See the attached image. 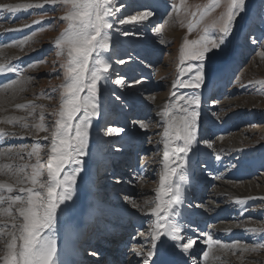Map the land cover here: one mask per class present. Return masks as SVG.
Returning <instances> with one entry per match:
<instances>
[{
  "label": "rangeland",
  "instance_id": "374dc122",
  "mask_svg": "<svg viewBox=\"0 0 264 264\" xmlns=\"http://www.w3.org/2000/svg\"><path fill=\"white\" fill-rule=\"evenodd\" d=\"M25 2L35 4L41 2V0H14L12 2L0 0V5L23 4ZM115 2L118 7L123 5L117 13V19L145 11H152L154 15L139 25L114 23V27L109 33L111 37L110 48L105 55L109 58L112 67L109 69L108 79L101 81L99 85L100 113L91 121L87 147L88 154L83 157L84 163L77 178L75 192L72 199L66 201L58 210L57 216L59 217L55 228L57 243L61 239V233L72 227L74 223L73 227H76L79 221L83 222L85 226L91 224V220L88 221L85 217V214L90 210L91 203H94V207L90 218L93 217V213L100 210L101 212L102 210L108 211V213L102 212L100 214L119 218L118 215L113 213L114 208L118 206L125 207L132 213H146L147 210L142 211L132 206V197L125 190L132 188L139 190V193H143L139 201L141 208H144L146 201L150 202L155 199V190L159 188L160 174L163 169L164 147L162 141L164 139V128L166 127L161 113L164 111L165 105L175 101L180 95L202 96V91L208 85L210 87L206 91L204 99L201 97L200 100L198 109L200 116L195 143V145L208 143V147L197 155V163L205 155H207L208 161L213 156L217 160L220 159L225 168L223 169L224 175L215 176L216 183L212 189L209 184L200 179V183L205 187H202L203 194L204 192L206 194L199 200H192L191 202L197 201L192 203V206L201 209L203 207L202 211H205L209 216L213 208H226L231 205L232 208L228 210L234 213V217L232 219H222L215 223L214 225L218 227H216V231L221 233L226 228L236 227L240 233L238 231L237 238L231 239V242H236L241 234L243 238L242 241H239L241 245L253 246L257 242L264 241V236L248 231L250 228H264V83H257L264 82V56L261 55L264 52V0H246V10L241 17L237 18L232 35L227 38L220 49H215L209 53L210 60L205 62L206 81L199 89L173 87V81L177 79L180 69L179 51L185 37L189 40L197 39L204 24L217 17L223 11V8L211 12L189 34L188 24L200 21V12L203 11L204 5L210 3V0H187L188 13L183 11L174 12L172 5L174 3L179 4L180 0H161L165 4L163 8L157 7L152 0H115ZM197 5L201 6L199 10L196 7ZM191 13H196L195 20H193ZM63 15L64 10L60 6L51 5H45L44 8L20 9L16 13L0 10V62H10L18 69L23 70L24 76L31 78L30 82L24 85L23 91H0V97L14 94L15 103L12 111L18 112V114L5 115L4 118L24 117L25 121L22 122H27L30 125V130L26 131L19 127V123L15 126L0 124V127L8 131L26 136L24 139L16 136L0 140V152L5 149L13 150L10 156L0 157V164L15 166L22 163H32L35 161V157L29 160L26 151H30L31 147L37 142L45 147L50 143V141L41 139L48 133L40 132L36 135L34 134L35 129L31 126L41 123L39 116L43 112L45 116L43 123L51 131V126L55 120L52 113L56 112L59 107V92H54L53 89L63 82L60 67L63 58H57L56 52L58 49L55 46V39L67 26L60 19ZM169 17H172V20H169ZM36 20L41 21V23L33 24V21ZM256 24L261 27L259 31H253L256 29ZM25 25H31V27H24ZM41 28L45 30L40 31ZM158 28L162 30L160 33L156 31ZM16 29L21 30L17 31ZM33 32L36 33L35 36H32ZM124 32H128L129 35H124ZM27 36H32V39L22 49L14 46L16 41L23 40ZM254 36L256 37L253 39ZM10 49L14 51H10ZM14 52L19 54L14 56ZM122 60L125 63H121ZM228 61L235 64L232 67V72H230L232 65L229 63V81L223 92L219 94L220 81L219 79L215 81V77L218 75L219 78H222L224 65ZM189 63L195 62L185 61L184 66L187 67ZM30 65H34V67H30ZM221 71H223L222 75L220 74ZM228 71L226 72L228 73ZM215 74L217 75L215 76ZM191 75V73H186L181 79L186 80ZM17 78L15 74H0V89H3L11 79ZM117 79H123L124 84H116ZM106 82L109 83L106 84ZM173 92L176 93V97H173ZM152 96H160V101H152ZM48 97L52 98L48 99ZM213 98L216 99L214 102L212 101ZM143 102L145 104V116L139 122L147 125V127L141 130L138 125H135L138 122L132 120L135 109ZM33 104L37 106L34 111L31 107H17V105ZM128 109L130 120L126 118L124 120L122 117L123 111L126 113ZM118 115L121 119L117 117ZM206 117L220 124L229 122L233 124L234 129L225 134L209 138V133L205 127L208 119ZM129 124H131L130 128L135 126L133 130L140 129V133L137 134L138 137H135L132 144L139 145V150H142V152L145 150L141 156L146 173L143 172L145 173L143 177L134 178L133 181L129 180L127 178L129 176L122 172L121 177L114 173L111 174L112 172H118L117 168L120 161L117 163L115 160L118 161L119 157L124 158L123 153H127L130 156H125L127 162H121V165L123 167L129 166L128 170L133 175V156L130 152L133 150L127 151L130 146L125 145L121 148L119 141L114 142V140L121 138L124 133L107 134L110 128H123L125 131ZM215 126H218L219 129L222 128L219 124ZM219 129L216 131H219ZM22 148H26V151L22 153L25 156L24 160H20L16 155V152ZM98 154L106 161L108 160L106 167L99 162V159H95ZM113 154L119 155V157ZM41 156L42 160H46L43 153ZM139 158L141 160V157ZM211 163L215 164L213 161ZM194 167H196V164H194ZM203 167H206V165ZM98 168L100 169L97 172ZM145 169L140 168L143 171ZM212 170L209 171L212 172ZM106 172L110 174L105 176ZM13 179L14 177L10 173H0V182L14 183L15 180ZM128 181L132 184L129 185L130 182ZM117 185L120 187L118 191L112 192L117 190L113 188ZM230 187L240 190V197L227 192ZM205 189L207 190L205 191ZM3 194L5 196L9 195L6 191ZM89 194L91 195L89 196ZM238 201L244 202L238 203ZM190 208L187 209L192 212L193 209L190 210ZM222 211L220 215H223ZM74 217H77L76 220L72 219ZM84 217L86 220H84ZM95 217H97V213L93 219ZM130 217L138 218L134 217L133 214ZM0 220H7V218L0 213ZM149 221L151 220L148 219L140 234L137 233V230L133 233L135 242L130 251L127 250L129 256L137 255L136 247L143 253L148 250L150 246L149 233L152 225V222ZM188 227L189 230L186 228V232L190 231V224ZM78 231L79 229H76V233ZM186 232L187 238L192 239L193 234L190 235ZM82 233L80 232L79 235L81 236ZM221 235V238H228L229 233L225 230ZM106 237H102V239L105 240ZM194 240H196L197 245L200 244L201 238H194ZM2 243L0 241V244ZM208 243L210 244L211 241H208ZM208 243L206 242L205 245ZM224 243L230 245L225 241L220 242L222 245H225ZM115 248L118 249L117 245H115ZM75 249L77 254L84 258L85 254H81V250L83 252L82 246H75ZM215 250L229 252L235 259V263L232 264H264V250L250 253H241L239 249L233 250L231 248L223 250L217 247L213 252ZM208 251L209 248L206 249V252ZM233 251H235V254H233ZM93 253L95 252L92 247L86 255L95 263L106 264L107 260L100 261L98 255L96 253L93 255ZM203 253L205 252L203 251ZM2 255L3 253L0 252V256ZM112 256L117 257L116 254ZM138 258V263L143 264L144 257L139 256ZM196 258L197 264H199V261H205L204 258L202 260V255L199 259ZM114 264H117V262ZM124 264H128L126 258Z\"/></svg>",
  "mask_w": 264,
  "mask_h": 264
},
{
  "label": "snow or ice",
  "instance_id": "6c2138e0",
  "mask_svg": "<svg viewBox=\"0 0 264 264\" xmlns=\"http://www.w3.org/2000/svg\"><path fill=\"white\" fill-rule=\"evenodd\" d=\"M45 5L60 6L64 10L60 19L67 25L55 39L57 58H63L60 65L63 82L53 89L54 92H59L60 103L58 110L52 113L55 120L51 131L43 123V112L39 116L41 123L31 126L36 135L40 132L48 133L41 139L50 141L49 145L45 147L37 142L30 151L22 148L16 152L20 160L25 159L22 153L26 151L29 160L35 157V161L15 166L0 164V173H10L15 180L14 183L0 182V213L7 218L0 220V241L3 242L0 244V252L3 253L0 256V264H62L58 257L55 237L57 214L61 205L71 200L75 192L77 178L84 163L83 157L88 154L91 121L100 113L99 85L101 81L108 79V72L112 67L105 55L110 48L109 33L114 23L139 25L154 15L152 11H145L117 19V13L123 5L118 7L115 0H41L35 4H4L0 5V10L16 13L20 9L44 8ZM196 7L199 10L201 6ZM221 7L223 11L204 24L197 39L189 40L185 37L179 51L180 69L177 79L173 81L174 88L179 86L199 89L205 84V62L210 60L209 53L220 49L232 35L237 18L246 10V0H210L200 12V21L188 24L189 34L206 16ZM172 8L177 13L189 12L187 0H180L179 4L174 3ZM191 15L195 20L196 13ZM169 20H172V17H169ZM38 23L41 21H33V24ZM156 31L160 33L162 30L158 28ZM35 35L33 32L32 36ZM124 35L129 33L124 32ZM32 36L16 41L14 46L22 49ZM261 55L264 56V52ZM185 61L195 63H189L185 67ZM120 62L125 63L123 60ZM186 73L192 75L186 80L181 79ZM0 74H15L18 77L11 79L0 91H23L24 85L31 79L24 76L23 70L10 62H0ZM115 83L123 85L124 80L117 79ZM172 95L176 97L175 92ZM199 106V95H180L175 101L165 105L161 113L166 127L163 132V169L159 188L155 199L146 201L144 208L132 202L134 208L147 210L149 215L155 217L149 233L148 251L139 253L144 257L143 264H173L170 255L175 249L180 248L182 253H188L196 244V240L186 239L182 234L184 230L177 222V217L183 203V185L188 180V153L197 138ZM17 107H31L34 111L37 106L33 104ZM22 121H25L24 117H5L0 119V124L15 126L19 123L22 130H30V125ZM140 127L146 128L147 125L141 123ZM123 132V128H110L107 134ZM16 136L26 138L22 134L0 127V140ZM12 151L5 149L0 152V157L10 156ZM42 153L46 160H42ZM5 191L9 195L5 196ZM248 231L264 236V228H250ZM208 239L211 241V237ZM217 247L226 250L239 249L241 253L258 252L264 250V241L253 246L241 245L239 242L231 246L222 245L218 241L211 242L209 251L203 255L205 261L209 260Z\"/></svg>",
  "mask_w": 264,
  "mask_h": 264
},
{
  "label": "bare ground",
  "instance_id": "6f19581e",
  "mask_svg": "<svg viewBox=\"0 0 264 264\" xmlns=\"http://www.w3.org/2000/svg\"><path fill=\"white\" fill-rule=\"evenodd\" d=\"M9 1L12 2L14 0H9ZM23 1H27V0H23ZM152 1H153V3L157 7L163 8L165 6L164 2L162 3L161 0H152ZM3 2H7V1H3ZM10 51H14V50H11L10 49ZM13 54H14V56H17L19 53L14 52ZM223 71H224V73L222 75L221 73ZM223 71L220 72V74L222 75V78L221 79L223 80V79L226 78L227 79L226 81H228V78L226 77L227 72H226V70H223ZM216 77H218V75ZM108 83L109 82H106V84H108ZM201 95H203V93ZM13 96H14V94L11 93L8 96L0 97V119L4 118L5 115L11 114V113L18 114V112H15V110L12 111V108H13L14 103H15L14 102L15 99H14ZM159 97L160 96H152L151 100L154 101V102H159L160 101V98ZM141 104H143V106H141V107L145 108L144 107L145 106L144 102L141 103ZM149 104H151V103H149ZM123 112H122L123 113L122 117H124V115H125V111H123ZM120 119H121V117H120ZM140 124L141 123L138 121V123L135 124V125L136 126L138 125L140 127ZM130 125L131 124H129V127L128 128H130ZM133 127H135V126H132L130 129L127 128L123 132L124 134L122 135V137L119 138V139H117V140H114V142H118L119 141V143H120L119 146L120 147H125V145H128V146L131 145V147L134 148V149L135 148H138L137 146H139V145H137V146L135 144L133 145L132 142L135 141V137H138L137 134L140 133V129L142 130V129H145V128H141L140 127V129H138V130H133ZM218 129H219V127L218 126H215V130H218ZM94 141H95V137H94ZM207 147H208V143H205L203 145H195V143H194L193 146H192L191 152L188 153V157H187V159H188V180L183 185V188H184L183 200L185 199L184 201H186L188 203L191 202L192 200H199V199L203 198V196L206 194L205 192L203 194V188H202V184L200 183V179H202L204 181H209V183H211L210 181L214 180V178L212 176H210L212 174H211V171H209V170L213 169L212 170V172H213L216 169L217 162L214 161L212 158H211L210 161L211 162L213 161L215 164H213L210 161H208L207 155H205V157H203V159H205V165H208L207 166V169L208 170L206 171V170H201L200 169L198 172H196V176H193L194 175V171H195L194 170L195 169L194 164H197V155L200 152H202L203 150L207 149ZM124 151H126V150H124ZM127 151H130V150H127ZM113 155L116 156V157H119V155H116V154H113ZM123 155H124V157L125 156H127V157L130 156L127 153H123ZM119 158H121V157H119ZM95 159L96 160L99 159V162H101L102 165H105V162L107 163V161H108V160L106 161L99 154L95 157ZM121 159H124V158H121ZM116 162L118 163L119 161H116ZM122 163H124V162H122ZM118 165H119V167L117 169H118L119 173L121 171L125 175H128L129 177H127V178L129 180H132V181L136 177V175H135V174H137L136 170L137 169H140V168H144V167H140V166L133 167L134 168V171H133V175H131V173L129 172L127 166L123 167V165H121V162ZM172 166L175 167L174 164ZM200 168H204V167H200ZM99 169L100 168H98L97 172L99 171ZM141 171H142V173L144 172L143 170H141ZM109 174H110L109 172H106L104 175L107 176ZM93 180H94V178H93ZM128 182H130V181H128ZM133 183H135V182H133ZM131 184H132V182H130L129 185H131ZM113 188L117 189V190H113L112 191V192H115V191H118V189L120 187L117 185V186H115ZM157 189L155 190V193H156ZM125 192H127L132 197V201H134L138 205L140 204V202H139L140 201V197L143 196V193L142 192L139 193V190H137V189L135 190V189H132V188L129 189V190H125ZM192 192H194V193H192ZM227 192H230L234 196H237V197H240L239 194H241V191L238 190V189H235L234 187H230V189H228ZM90 195L91 194H89V196ZM144 195H145V193H144ZM89 198L91 199V197H89ZM89 202L91 203L92 201L90 200ZM90 205H91L90 206V210L85 214V217H87L88 221L92 220L96 213H97V215H105V214H100L102 212L108 213V211H106V210H102V212L100 210V211H97V212L93 213V217L90 218V216H92V208L94 207V203H91ZM188 207H189V205H188ZM190 210H191V208H190ZM223 212L224 211H222V213ZM113 213L119 216V218L123 221V224L127 222L128 218H130L131 214H133L134 217H136V218L138 217L136 219V221H139V223H141V224H143L145 222H148V219L151 220V221H149L150 223L151 222L153 223L154 220H155V217H152L151 215H149L147 211H146V213H142L141 212L140 214L139 213H132L129 209H126L125 207H122V206L115 207ZM179 213H180V215L177 217V222L182 226V228L184 230L182 234L185 236L186 239H188L187 236L185 235L186 228L189 230V227L188 226H189V224L191 225L190 220L192 218H194L195 216H196V218H198L201 215H203V217H204L205 220H207V218H208V214L205 211H201V213L198 212V211H192V212H190L188 210L185 211V210H183V208H181V206L179 208ZM220 213H221V211L218 212L215 217H218V218L219 217H222V215H220ZM106 216H108V215H106ZM142 216H144V217H142ZM188 216H190V217L187 218ZM85 217H84V220H86ZM76 218L77 217H74L72 219L73 220H76ZM96 218L97 217H95L94 219H96ZM112 218H113L112 215H110V217L108 218V220H111ZM115 218H118V217H115ZM143 218L145 220H143ZM77 223L78 224H76L77 225L76 227H73L75 225V223H74L72 225V227L68 228L67 230H65L61 234V239L57 243L59 260L62 262V264H65V263H67V264H78V262H79V264H98L99 262L95 263L94 260L90 259L86 255L91 250V248L93 247L92 245H88L87 247L86 246H82L83 252L81 250V254L82 255L85 254L84 258L81 255L77 254V250L74 247L75 238L77 236L80 237L79 233L80 232L81 233L82 232L85 233L89 229V227H90V224L88 226H85L83 224V222H80L79 221ZM80 223H82V224L80 226H78ZM103 224L105 225V222ZM229 227H231V226H229ZM76 229L77 230L79 229L78 233H76ZM109 229L112 232H114V233H108L106 239L104 240L105 243L96 244L95 245V246L99 247V249L101 250V255L98 256V257H99L100 261H103V260H105V261L107 260L108 261V259H109V260H112L113 263H116L117 262V264H124L125 263V254L128 253L127 250L126 249L120 250L119 248L116 249L115 248V245H117V243L113 242V240H111V239L113 237L114 238L115 237L122 238V235H117V234L123 233V231H124V229H126V227L124 225H122V227H117V226L112 225V226H110ZM225 230L229 233V235H228V238H222V239H224L226 243H227V241L230 242L231 243L230 245H232L233 243H236L238 240L236 242H231L232 241L231 239L237 238L238 231L239 230H237L236 227L235 228H226ZM225 230H222L221 231V234L224 233ZM194 231H195V227L192 226V227H190V231H188L186 233H188V234L191 235V234H193ZM239 237H240V235H239ZM124 238L125 237H123L122 239H124ZM192 239H194V238L192 237ZM208 241H209V239H207V238L206 239L201 238L200 244H197V245L195 244L194 247H193V249H191L190 252H188V253H182L181 249L180 248H177L178 249V257H179L181 263L182 264H197V258L196 257H198V259H199V257L201 255H202V260H203L204 253L200 250V248L201 247H204L203 248V251L206 252V249L209 248ZM206 242L208 243L207 245H205ZM211 242H215V241H212L211 240ZM89 244H91V243H89ZM225 245H227V244H225ZM230 245H228V246H230ZM137 250H138L139 253H141V250L140 249H137ZM113 254H116L117 257L112 256ZM233 254H235V251H233ZM103 256H105L106 258L104 259ZM139 256L140 255L137 254L136 257L138 258ZM212 257H216V258L213 259ZM233 258L234 257L229 252H227V251L215 250L214 252H212V256H210L209 260L208 261H205V263L206 264H210V263L211 264H232V263H235V259H233Z\"/></svg>",
  "mask_w": 264,
  "mask_h": 264
}]
</instances>
